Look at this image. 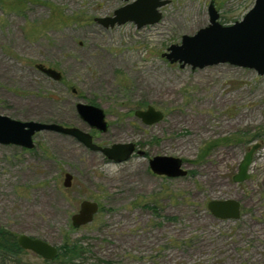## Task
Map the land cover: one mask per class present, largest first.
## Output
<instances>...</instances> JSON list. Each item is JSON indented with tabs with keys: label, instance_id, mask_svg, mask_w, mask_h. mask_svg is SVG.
<instances>
[{
	"label": "rangeland",
	"instance_id": "1",
	"mask_svg": "<svg viewBox=\"0 0 264 264\" xmlns=\"http://www.w3.org/2000/svg\"><path fill=\"white\" fill-rule=\"evenodd\" d=\"M168 1L156 24L105 29L94 19L126 2L0 0V115L77 128L98 146L134 143L144 152L115 163L48 131L35 134L31 150L0 145V229L55 247L80 245L85 253L75 264H264V76L228 63L192 70L166 60L169 46L209 25L211 0ZM254 1L214 0L218 23L241 21ZM77 103L101 108L107 131L82 121ZM148 106L163 119L146 126L134 112ZM254 144L249 179L234 183ZM154 156L181 159L187 176L152 174ZM214 200L239 202V219L214 218L206 208ZM83 201L99 209L74 228L70 218ZM37 209L47 211L42 223L22 222ZM0 264L45 263L24 250Z\"/></svg>",
	"mask_w": 264,
	"mask_h": 264
},
{
	"label": "water",
	"instance_id": "2",
	"mask_svg": "<svg viewBox=\"0 0 264 264\" xmlns=\"http://www.w3.org/2000/svg\"><path fill=\"white\" fill-rule=\"evenodd\" d=\"M121 1L127 4L116 9L111 17L95 18L94 22L105 29L131 22L140 29L158 23L162 17L159 9L169 3L168 0H135L132 3H128L129 0ZM207 12L209 25L198 30L193 36H182L180 45L169 46L163 57L170 63H179L180 67L188 65L192 70L228 63L254 70L258 76H264V0H255L253 7L243 19L232 26L224 27L218 23L214 0L209 2ZM35 69L54 81L61 80V74L54 69L42 65H36ZM75 110L79 118L91 129L100 133L107 131L108 124L101 108L77 103ZM134 116L146 126L163 119V114L150 106L146 110H136ZM43 131L70 136L87 149L99 152L115 163H123L135 153L139 156L144 155L134 143L101 147L93 142L90 134L77 128L63 127L54 123L22 122L0 115V145H13L31 150L34 147L33 137ZM259 148V144H254L244 154L232 178L234 183L240 184L249 179L252 157ZM148 165L151 173L159 177L177 179L188 174L183 168L182 160L175 157L154 156L149 159ZM71 179L69 174H65L63 182L65 188L71 186ZM206 208L218 220H238L240 217V203L235 200L210 201ZM98 209V204L95 202H81L78 212L70 218L72 227L79 228L91 223ZM17 245L44 261H52L58 255L55 246L26 235L17 237Z\"/></svg>",
	"mask_w": 264,
	"mask_h": 264
},
{
	"label": "trees",
	"instance_id": "3",
	"mask_svg": "<svg viewBox=\"0 0 264 264\" xmlns=\"http://www.w3.org/2000/svg\"><path fill=\"white\" fill-rule=\"evenodd\" d=\"M57 248V257L52 261H44L45 264H75L85 253L80 245H61ZM23 251L17 245V238L12 233L0 229V257H13Z\"/></svg>",
	"mask_w": 264,
	"mask_h": 264
},
{
	"label": "bare ground",
	"instance_id": "4",
	"mask_svg": "<svg viewBox=\"0 0 264 264\" xmlns=\"http://www.w3.org/2000/svg\"><path fill=\"white\" fill-rule=\"evenodd\" d=\"M191 5V4H189ZM199 19L196 20V24H199ZM47 211L45 209H37L34 211H30V213L33 215L31 216L29 219L24 220L22 222L28 223V224H33V225H39L40 223H42L45 219L43 217L44 213H46Z\"/></svg>",
	"mask_w": 264,
	"mask_h": 264
},
{
	"label": "flooded vegetation",
	"instance_id": "5",
	"mask_svg": "<svg viewBox=\"0 0 264 264\" xmlns=\"http://www.w3.org/2000/svg\"><path fill=\"white\" fill-rule=\"evenodd\" d=\"M137 146V145H136ZM254 155V154H253ZM252 159H253V157H252ZM57 248V247H56ZM57 250H58V248H57Z\"/></svg>",
	"mask_w": 264,
	"mask_h": 264
}]
</instances>
